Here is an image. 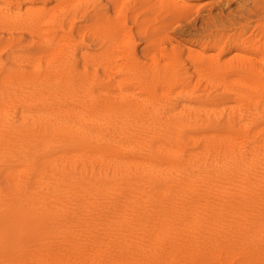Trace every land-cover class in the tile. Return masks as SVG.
<instances>
[{"label": "bare ground", "instance_id": "6f19581e", "mask_svg": "<svg viewBox=\"0 0 264 264\" xmlns=\"http://www.w3.org/2000/svg\"><path fill=\"white\" fill-rule=\"evenodd\" d=\"M129 1L127 3H129ZM48 2H50V1L48 0ZM104 2H103V4H104ZM260 2H262V1L261 0H254V7H253L254 9L250 8V11L252 12L251 9H253L256 13L258 11L264 12V4L259 5ZM83 3H85V2H83ZM96 3H97V0H96ZM193 3L188 1V0H138V5H140L142 7L146 6V7L150 8L152 6V7L159 8L160 10L161 9L166 10L163 13L162 19H164L166 21L169 20V21H167L168 23L165 21L166 24L162 23L163 24L162 26L160 25L162 28H165V29L167 26L172 25L174 21H176V20L180 21V20L186 18L187 16H189L190 14H192L194 12L192 7L195 4V3L194 4ZM22 4L23 3H21V5ZM108 4H111V3H108ZM92 5H93V3H92ZM100 5H101V3H100ZM22 6H24V4ZM47 6L48 5H46V7ZM105 6H108V5L105 4ZM110 6H112V5H110ZM15 7H18V6H15ZM84 7H85V5H84ZM196 8H195V10H196ZM105 9H106V7H105ZM123 9H124L123 11H125V8H123ZM100 10H101V8H100ZM120 10L122 12V9H120ZM140 10H142V9H140ZM148 10H146V11H148ZM79 11H77V12H79ZM82 11H83V9H82ZM68 12H69V10H68ZM88 12H89V10H88ZM92 12H94V11L92 10ZM115 12H116V10H115ZM241 12H242V10H240V14H241ZM107 13H109V12H107ZM56 14H58V13L56 12ZM69 14L72 15V12ZM252 14H253V12H252ZM17 15H19V14H17ZM135 15H137V14H135ZM109 16H110V14H109ZM113 16H115V15H113ZM62 17H64V15ZM122 17L123 18L121 21V25H122L121 29L124 28V30H125V25L127 24L130 17L127 14L122 15ZM256 17L258 18V16H256ZM89 18H87V19H89ZM132 18H133V16H132ZM189 18H190V16H189ZM156 19H158V17ZM187 19H188V17H187ZM243 19L244 18H242V20ZM59 20L60 19H58L56 21H59ZM132 20H134V19H132ZM68 21H69V19H68ZM73 21H74V18H73ZM107 21H109V20H107ZM139 21L141 22V20H139ZM222 21H223V19H222ZM153 22H154V20H153ZM228 23H230V22H228ZM84 24H86V23H84ZM147 24L148 23H146V25ZM68 25H70V24H68ZM71 25H72V23H71ZM146 25H145V27H146ZM238 25L239 24H237V26ZM94 26L96 27V24ZM98 26H99V24H98ZM108 26H110V25H108ZM150 26H152V24ZM57 27L59 29L60 26H57ZM128 27H130V25ZM217 27H219V26H217ZM34 28H35V26H34ZM79 28H82V27H79ZM104 28H102V29H104ZM107 28H109V27L106 26V29ZM254 28H256V27L254 26L252 30H254ZM60 29H62V28H60ZM72 29L74 30L75 28H72ZM82 29H86V28H82ZM98 29H100V28H98ZM144 29L145 28H143V30ZM137 30H139V29H137ZM154 30L155 29H153V31H150V32L152 33V32H154ZM164 30H163V32H164ZM168 30H170V29H168ZM229 30H231V29H229ZM62 31H61V34H62ZM69 31L71 32V29H69L67 32H69ZM140 31H141V29H140ZM160 32H162V31H160ZM239 32H238V34H239ZM4 33H6V32H4ZM33 33H34V31H33ZM73 33H75V32H73ZM141 33L142 32H140L139 34H141ZM208 33H210V32L208 31ZM215 33H216V31H215ZM255 33H256V31H255ZM260 33H261V30H260ZM260 33L258 32L257 34L260 35ZM6 34H8V33H6ZM102 34H104V33H102ZM113 34H114V32H113ZM163 34H161V35H163ZM227 34H229V33H227ZM65 35H66V33H65ZM86 35H88V33ZM134 35H135V32H134ZM144 35H146V34H144ZM156 35L158 36V32H157V34H155V37H156ZM221 35H222V33H221ZM259 35L257 38H259ZM261 35H262V33H261ZM93 36L95 37V35H93ZM153 36H154V34H153ZM145 37H143V39ZM169 38H170V40H173L172 37H169ZM174 38H176V37H174ZM248 38L249 37L242 39L237 44L241 45V44H245V43L249 42ZM54 39L55 38L53 36L49 37V40H50L49 42H51V43L54 42V46H55V41H53ZM80 39H82V38L80 37ZM162 39H164V38H162ZM134 40H135V37H134ZM215 40H217V39H215ZM215 40H213V41H215ZM96 41H98V40H96ZM112 41H114L113 42L114 44L110 50L108 49L110 51L109 52L110 56H109V58L106 59L107 62H105L106 60H104L105 64H108L110 69H112V71H113L112 73H109V74H106L105 76H103L104 79H106L107 81L110 80L109 83L111 82V80L114 81L113 80L114 78L116 79L115 74H113V73L122 71L125 68V66L129 65L130 62H132L133 60H135V61L137 60L136 58L134 59V57H137V56H135V48L133 47L134 44L131 43L132 39H131V42H129V39L126 42L124 41V39H121V41L124 42V44H122V45H119L118 41H115V40H112ZM161 42H160V46H161ZM167 42L168 41L166 40V43ZM45 43H47V42H45ZM163 43H165V42L163 41ZM47 44H49V43H47ZM86 44H84V47ZM131 44H133L132 47L128 48L129 46H131ZM179 44L181 45L182 42ZM207 44H208V41H207ZM157 45H159V44H157ZM180 45H178V46H180ZM210 45H211V43H210ZM218 45H219V43H218ZM185 46H186V44H185ZM46 47H48V46L46 45ZM76 48H77V46H76ZM155 48L156 47H154L153 51L155 50ZM164 48H166V47H164ZM171 48H174V50H175L174 46ZM188 48L186 46V50ZM70 49H72V48H70ZM77 49H79V48H77ZM82 49H83V47H82ZM94 49H95V47H94ZM101 49H102V47H101ZM168 49H167V51H168ZM258 49H259V45L257 43H254L253 51L258 52ZM44 50H46V48ZM79 50H81V49H79ZM39 51L41 52V50H39ZM63 51H66V50H63ZM81 51H83V50H81ZM88 51L90 52V49H88ZM91 51H93V49ZM195 51H197V50H195ZM233 51H235V50H233ZM141 52H142V50H141ZM162 52H163V50H162ZM184 52H185V50H184ZM228 52H227V54H228ZM23 53H26V52H23ZM75 53H76V51H75ZM145 53L146 52H144V55H145ZM194 53H196V52H194ZM71 54H73V53H70V56H71ZM81 54H84V53L82 52ZM94 54H95V52H94ZM163 54H164V52H163ZM237 54H241V53L237 52ZM18 55H20V54H18ZM93 55H91V56H93ZM122 55H125V58H126V60L124 62H121L120 58H119V56H122ZM139 55H140V53H139ZM177 55H178V53H177ZM177 55H173L171 57V59L168 58V59H170V61H168L165 64V66L162 70L165 71V73L166 72L171 73V77H170V79H168V83H167L168 86H170V91H168V92L173 93L174 91H178L176 96H178V94L182 96V94H183L182 92H184V90H185L186 76L185 77L182 76L184 65L181 64V61L180 62L178 61ZM180 55H178V57ZM62 56L64 58V55H62ZM96 56L97 55H95V57ZM186 56H188V55L186 54ZM193 56H191V57L193 58ZM79 57H81V56H79ZM247 57H250V56H248V54H247ZM60 58H62V57L60 56ZM73 58H76V57H73ZM94 58H93V60L95 61V63L99 62V61L95 60L97 58H95V59ZM146 58H148V57H146ZM153 58L155 59V57H153ZM158 58L159 57H157V59ZM232 58H234L233 63L231 62V63H226V64L222 65L220 62L221 61L220 60V53H218V52H217V54H213V53L207 54V53H202V52L198 53V57H197L198 60H196L194 62H198V61L201 62L202 61V63H203V61L205 60V61H207V63H204L201 67L197 64L199 67H195V71L199 75H206L207 74L209 76H212L215 78V80L217 77H220L221 80L223 82H226L227 84H228L227 81L230 77H234V79H232L234 81L247 82V83H245L247 89L244 87L245 85L242 84L243 87L245 88V90L241 91L242 92L241 95H243V97H244V95L247 94V96L245 95L247 102L249 100L251 102H253L255 104L254 106H256L257 109L259 107L263 106V112H264V83H263L264 81H262V78H264V56L261 59H255V58H252V55H251L250 58H247V59L243 58L241 60H238L237 62H235V57H232ZM7 59L8 58H6V61H7ZM77 59H82V58H77ZM149 59H150V57H149ZM227 59H226V61H227ZM102 60H103V58H102ZM102 60H100L101 61L100 63L103 62ZM16 61L18 62V60H16ZM41 62H44V61H41ZM48 62H50L49 59H48ZM83 62H85V60ZM138 62H139V60H138ZM139 63L141 64V61ZM153 63H155V62H153ZM161 63H162V61H161ZM222 63H225V62H222ZM0 64H2V63H0ZM59 64H61V63H59ZM131 65L132 64H130V66ZM141 65H139V67ZM143 65H145V64L143 63ZM7 66H9V65H7ZM28 66H29V64H28ZM86 66H88V68H89L90 65H86ZM151 66L152 65H150L149 68ZM189 66H192V65H189ZM54 67H56V66H54ZM156 67H157V65H156ZM94 68H96V67H94ZM128 68H129V66H128ZM128 68H127V70H129ZM82 69H83V63H82ZM102 69H103V67H102ZM102 69H101V71H104V69L103 70ZM73 70H75V69H73ZM144 70H146V68ZM184 70L187 71L188 69H184ZM67 71L68 70H66L65 72H67ZM147 71H148V69H147ZM147 71H145V72H147ZM45 72H46V70H45ZM45 72L43 71L44 74H45ZM47 72H48V70H47ZM69 72L70 71H68V73ZM73 72L74 71H72V73ZM80 72H79V75H80ZM106 73H108V72H106ZM170 73H169V75H170ZM245 73L256 75L258 77H255V79H247L245 81L241 80L242 79L241 77H243V75ZM47 74L48 73H46V76H47ZM92 74H94V73H92ZM187 74H185V75H187ZM191 74H192V72H191ZM53 75H55V74H53ZM73 75H75V74L73 73ZM125 75H127V74H125ZM162 75H164V74H162ZM162 75H161L160 79H162ZM48 76H50V75L48 74ZM92 76H94V75H92ZM150 76H151V74H150ZM245 76H246V74H245ZM74 77H76V76H74ZM79 77H76V78H79ZM97 77H99V76H96V78ZM139 77H141L140 74H139ZM14 78H13V80H14ZM43 78H45V77L43 76ZM43 78L40 77L39 80H42ZM52 78H53V76H52ZM52 78L50 80H53ZM56 78H57V76H56ZM66 78H67V75H66ZM86 78H87V76L85 77V79ZM100 78H102V77L100 76ZM151 78L152 77H150V80H151ZM166 78H169V76H166ZM243 78H245V77H243ZM31 79H33V78H31ZM62 79H60V80H62ZM68 79L71 80V78H68ZM73 79H75V78H73ZM87 79L91 81V79H89V78H87ZM118 79H120V78H118ZM152 79H154V77ZM39 80H37V81L41 82ZM77 80L79 82L80 79H77ZM106 80L104 81L102 78L101 81L106 82ZM156 80H157V78H156ZM196 80H198V78ZM28 81H29V79H28ZM55 81H57V79ZM58 81H59V78H58ZM97 81H98V79H97ZM161 81L163 82V86H165L166 84L164 85V80H161ZM8 82H9L8 76H4L2 79L0 77V86L5 85ZM82 82H83L82 84L85 83L84 81H82ZM86 82H88V81H86ZM144 82H145L144 83L145 86H148V87L144 86L145 87L144 91H146V92L148 91V93L151 95V97H150V95H146V92L141 90L142 88H140L141 91H138V86L135 84L132 86L131 84H129L128 81H126V83H127L126 86L123 85L122 80H118L116 82H113V84H112L113 88L111 87L112 89L109 88V90H106V91L105 90H101V91L93 90L94 87H96L100 84V83H98V84L93 83L87 87L86 92L83 91L85 93H82V92L80 93V94H82V99L80 100V103H77L81 106V108L79 110H76L77 105H74L76 102H78L77 100L79 99L78 95H76L74 97H70L68 99L58 101V102L64 103V105L67 107L65 109L61 108L62 110L60 113L55 114L56 113L55 110L54 111H49V110L46 111L45 110L46 112L43 111L38 116H33L31 114L30 110H27L26 108L23 109L24 107L21 108V106H24L26 104H30V102H28V100H26V99L23 100L22 98H21L22 99L21 100L18 97V95H16V94L11 93V92L10 93H7V92L4 93V91H3L5 96H7V97H5L4 94L0 91L1 94H3V96H4V98H1L2 96L0 95L1 96L0 97V124H1L0 125V166L1 165H5V166L7 165L8 168L5 167L6 170H11V168L14 170L13 174L11 173L9 178L7 176L2 178L3 181L8 179L10 184H12V188H13L12 192H7V190L4 189L6 187L2 188L4 190H3V193L1 196L2 205H0V208H1L0 209V224H1V227L4 228L9 233V235H7L8 237H7V241H6L8 244V255L6 256V261H4L5 264H224V263L232 264L235 262L237 257H238V259L242 258V257H243V259L246 258L245 260H248L249 258L252 257V256L249 257L251 252L249 253V251L246 249V247L248 246L249 236L244 235L242 233L231 235L230 233H227V232H230L232 230L231 232L233 234V232H234L233 230H235V229L241 230V229H246V228H248V229L254 228L255 229L256 227H259V226L264 227V136L261 137V135H260L261 132H256L254 134H251L250 131L248 130L249 128L247 127L248 123L249 122L251 123V120L254 119L253 116H255V115L252 116L253 119L248 118V120L247 119L245 120V118H243V116H242L243 114L240 115L239 113H238V116H236L237 115V113H236V115H234V116L232 115V116L228 117L229 122L233 121V122L238 123L240 125V129H241L240 131L218 132L220 129L218 131H214L211 128L213 130V132L210 130L211 133L209 132L208 134H206L203 131L202 135L194 136L192 134H195V132L192 129H194L197 125H199V128H200V126L201 127L206 126L209 123H203L202 122L199 124L198 119L195 118V116H192L193 114L192 115L188 114L187 116H185L184 110H188V108H190L191 101H188V99H186V100L185 99H181V100L177 99L174 102H170L171 103L170 104L168 100H169L171 95L169 96L168 93H167L168 95H164L165 93L163 94V97L165 99H163V98L157 99V98H155V94H154V96L152 94H153V91L158 88V85L152 83L153 81H151V83H150L149 80L144 81ZM154 82H155V80H154ZM162 82H161V84H162ZM203 82H205V81H203ZM27 83H24V84H27ZM79 83H81V82H79ZM31 84H32V82H31ZM10 85H12V84H9V86ZM16 85H18V84L16 83ZM47 85H48V83H47ZM86 85H88V83H86ZM140 85H142V84H140ZM208 85H211V84H208ZM242 85H240V86H242ZM32 86H31V88L33 89ZM45 86H46V84H45ZM79 86L81 89L82 88L81 85H79ZM84 86H85V84H84ZM222 86H223V84H222ZM36 87H37V85H36ZM61 87H63V86H61ZM99 87H100V85L98 86V88ZM192 87H193V85H192ZM217 87H219V86H217ZM228 87H226V88H228ZM209 88H210V86H209ZM216 88H215V91H216ZM222 88H221V90H217V91H222ZM226 88L225 89L223 88V89L226 91L227 90ZM251 88L253 89V92L249 91V90H252ZM51 89H53V88H51ZM57 89H59V88H57ZM80 89L77 88V90H80ZM150 89L153 91H151ZM23 90L21 91L22 93H23ZM35 90H37V89H35ZM42 90H43V88H42ZM42 90H40V91L42 92ZM92 90L94 92L97 91L98 93H102L101 95H103V97H101V98L95 97L94 95H92ZM234 90H236V89H234ZM202 91H203V89H202ZM38 92L39 91H37V94H38ZM157 92H159V90ZM190 92H191V90H190ZM207 92H209V90ZM56 93H57V91H56ZM161 93H158L156 95H158V97H159V95ZM213 93H211V94H213ZM217 93H220V92H217ZM37 94H36V96H38ZM72 94L73 93H71V95ZM186 94H187V92H186ZM205 94H207V93L205 92ZM64 95H63V97H64ZM193 96L197 97V95H193ZM26 97H27V95H26ZM51 97H53V96H51ZM51 97H49V98H51ZM153 97H154V99H153ZM194 97H192V98H194ZM233 97H235V95ZM247 97H248V99H247ZM23 98H24V96H23ZM57 98L59 99V97H57ZM183 98H185V97H183ZM187 98H188V96H187ZM202 98H204V97H202ZM230 98H232V96ZM235 98H237V96ZM249 98H251V99H249ZM161 99H163V100H161ZM198 99H200V98H198ZM243 100H244V98H243ZM246 100H244V101H246ZM166 101H168V102H166ZM198 101H200V100H198ZM206 101H207V99H206ZM208 101H210V100H208ZM211 101H212V98H211ZM217 101H220V100H217ZM224 101H226V100L224 99ZM232 101H233V99H231L230 103ZM244 101H242V102H244ZM175 102L177 104L181 105L180 110H178L179 108L177 107L178 108L177 112L175 109H174L175 111L173 110V106H172V104L176 105ZM201 102H202V99H201ZM36 104H38V103H36ZM226 104H228V103H226ZM246 104L249 107L250 104H248V103H246ZM244 105H245V103H244ZM46 106H47V104H46ZM65 106H63V107H65ZM201 106H203V105H201ZM210 106L211 105H209V107ZM212 106H216V105L213 104ZM147 107H149L150 109L148 110V112L145 113L144 111ZM203 107L205 108V106H203ZM204 108L201 107L200 110L202 111V109H204ZM229 108H231V107H229ZM232 108H234V107H232ZM243 108L245 110H249L248 108L246 109V106ZM254 108L255 107H253V111L255 110ZM34 109H36V108H34ZM193 109L195 110V108H193ZM196 109H197V107H196ZM207 109L203 111L205 115L207 114V112L205 113V111H208ZM209 109L211 110L213 108H209ZM217 109H215V110L213 109L215 112L214 111H212V112L215 114ZM223 109L221 110V112L223 111ZM190 110H188V111H190ZM137 112L141 114V116L138 119L134 118V115ZM217 112H219V111H217ZM249 112H250V110H249ZM254 112H255L254 114H256V111H254ZM64 113H66V114L67 113H76L77 115H79V119L74 120L69 115L65 116L66 114L64 115ZM148 113H149V115L151 114V116H149ZM258 113H260V112H258ZM140 114H137V115H140ZM244 114H246V113H244ZM137 115H135V116H137ZM215 115H217V114H215ZM197 116H199V115H197ZM206 117H210V115L205 116V118ZM211 117H212V115H211ZM249 117H251V116H249ZM77 118H78V116H77ZM217 118H216V120H217ZM225 118H227V117L225 116L224 119ZM135 119H137V121H134ZM202 121H204V120H202ZM207 121H210V120H207ZM207 121H205V122H207ZM254 121H255V119H254ZM199 122H201V120H199ZM215 125H216V123H215ZM197 127L195 129H197ZM257 128H259V127H257ZM261 128H259V129H261ZM152 129H157V131L159 130V132H160V133L157 132L158 137L154 140L151 138L152 137L151 133L153 132ZM256 129H255V131H256ZM250 130H251V128H250ZM190 131L191 132L193 131L192 134L190 133ZM198 131L200 132V130H198ZM206 132H208V131H206ZM263 135H264V133H263ZM51 151H53V152H51ZM46 155H48L47 159L44 160L46 163V168H44L45 171L44 172L42 171V173H43L42 174L40 172V169L38 168V163L41 159L45 158ZM41 165H42V163H41ZM2 169H3V167H2ZM5 172L6 171H4L3 174ZM8 173H10V172L8 171ZM50 179L52 181H50ZM6 184L9 185L8 183H6ZM189 220H191V227L192 228L197 227V226H202V228L204 227V228H207L210 230H214L212 232L213 233L215 232L214 233L215 235H213V234L212 235H202V236L198 235L196 237L195 236H185L183 238L170 237L167 239H163L164 237H160L162 239H158V241H156V242H158V245H155V247L150 248L148 253H146V254L143 252L144 254H142V255L139 253H134V252L127 253L125 251H122L119 247H117L120 245H116V248H119L116 251L112 249V246H113L112 243L115 240H117L114 237L115 231L117 233L119 231H121L122 229H134V231H135V229H137V228L141 229V231H148L149 229H161L163 231H168V227L170 224H177L178 226H176V227H180V225H182L185 221H189ZM261 231L262 230H260V232ZM196 232H198V231H196ZM212 232H210V233H212ZM251 233H253V232H251ZM133 235H135V234H133ZM137 236H138V234H137ZM118 238H120V237H118ZM131 238H130V243L132 241ZM127 240H128L127 242L129 243V239H127ZM257 241H259V240H257ZM121 242H123V238H122V241H119L117 243H121ZM134 242H135V240H134ZM126 243H124V244H126ZM131 245L132 244H130V246ZM160 245H162L163 247H160ZM237 246H239V247L236 249ZM234 247L237 250V252L234 251ZM161 249H163V250H161ZM253 249L255 250L256 248H253ZM136 252H138V251H136ZM257 253L260 254L259 252H257ZM240 260H242V259H240ZM247 262H249V261H247ZM247 262H244V264H247ZM250 262L254 263L255 261L254 262L250 261ZM236 263H237V260H236ZM240 264H242V263H240ZM259 264H262V263H259Z\"/></svg>", "mask_w": 264, "mask_h": 264}, {"label": "rangeland", "instance_id": "374dc122", "mask_svg": "<svg viewBox=\"0 0 264 264\" xmlns=\"http://www.w3.org/2000/svg\"><path fill=\"white\" fill-rule=\"evenodd\" d=\"M0 77L1 79L4 77V76H8L9 78V82L5 85H1L0 86V91L3 93L7 92V93H14L16 95H18V97L21 99H26L28 100V102H30V104H26L24 106H21V108L23 109H27V110H30L31 114L33 116H38L41 114V112H46V111H54L55 110V114L57 113H60L62 109H65L67 108L64 103L62 102H58V101H62L64 99H68L70 97H74L76 95H78V102H76L74 105H77V108L76 110H79L81 108V106L77 103H80V100L82 99V94H80L81 92L82 93H85L86 92V89L88 86H90L91 84L93 83H100V87L98 88V86L94 87L93 90H97V91H101V90H109L112 89V84L113 82H116L118 80H122V83L124 86H126V81L129 82V84H131L132 86L135 84L138 86V91H144L145 87H148V86H145V82L144 81H147L149 80L150 83L151 81H153L152 83L154 84H157L158 85V88L156 90H151L153 91V96L155 94V98H163V94L164 95H168L170 96L169 98V103L170 102H174L175 100L177 99H188V101H191V104H190V108H188V110H184L185 112V116H187L188 114H193L192 116H195V118L198 119V123H209L208 125L206 126H200L199 128V125H197V129H192L194 130L195 134H192V132L190 131V133L194 136H198V135H202L203 134V131L204 133L208 134L209 132L211 133V131L213 132L214 131H219L218 132H228V131H240V125L238 123H235L233 121H230L229 122V118L230 116H238V113L240 115L243 116V118H245V120L248 118H252L254 117L253 120H251V123L249 122L248 123V130L250 131L251 134H254L256 132H261V137L264 136L263 133H264V112H263V106L259 107L258 110L256 106H254L255 104L253 102H251L250 100L247 102L246 100V97L245 95L247 96V94L244 95H241V91L245 90L246 88V85L245 83L247 82H238V81H234L232 79H234V77H230L228 79V84L226 82H223L221 80L220 77H217L216 80L214 77L212 76H209V75H199L197 74V72L195 71V67H201L204 63H207V61H198V62H194L197 59L198 57V53H207V54H217L220 53V62L221 64H226V63H233L234 62V58L232 57H235V62H237L238 60H241V59H247V58H250L251 55H252V58H255V59H261L263 56H264V12L263 11H258L257 13L253 10L254 8V0H188L190 2H194L193 4V10L194 12L192 14H190V18L189 16L188 19L187 17L180 20V21H172L173 24L170 25V26H167L166 29L165 28H162L161 26L163 25L162 23L166 24L164 19H162V16H163V13L164 11L166 10H160L159 8H156V7H146V6H140L138 5V0H97V3H96V0H49L50 2H48V0H0ZM3 1V2H2ZM33 1V2H32ZM46 1V2H45ZM82 1V2H81ZM105 1V2H104ZM129 1V3H127ZM262 2L259 3V5L261 4H264V0H261ZM67 2V3H66ZM79 2V3H78ZM81 2V3H80ZM85 2V3H83ZM93 5H92V3ZM104 2V4H103ZM115 2V3H114ZM133 2V3H132ZM135 2V3H134ZM8 3V4H7ZM21 3L24 4V6L21 5ZM27 3V4H26ZM38 3V4H37ZM70 3V4H69ZM101 3V5H100ZM108 3H111V4H108ZM197 3V4H196ZM3 4V5H2ZM10 4V5H9ZM58 4V5H57ZM61 4V5H60ZM69 4V5H68ZM108 5V6H105ZM2 5V6H1ZM46 5H48L46 7ZM60 5V6H59ZM81 5V6H80ZM85 5V7H84ZM87 5V6H86ZM91 7H90V6ZM97 5V6H96ZM112 5V6H110ZM120 5V6H119ZM198 5V6H197ZM5 6V7H4ZM15 6H18V7H15ZM44 6V7H43ZM59 6V7H58ZM66 6V7H65ZM110 6V7H109ZM128 6V7H127ZM195 6V7H194ZM27 7V8H26ZM55 7V8H54ZM64 7V8H63ZM75 7V8H74ZM82 7V8H81ZM88 7V8H87ZM93 7V8H92ZM95 7V8H94ZM106 7V9H105ZM116 7V8H115ZM122 7V8H121ZM198 9H197V8ZM7 8V9H6ZM12 8V9H11ZM18 8V9H17ZM54 8V9H53ZM68 8V9H67ZM101 8V10H100ZM110 8V9H109ZM125 8V11H123ZM196 8V10H195ZM250 8H253L251 9L252 12L250 11ZM21 11H20V10ZM57 9V10H56ZM61 9V10H60ZM83 9V11H82ZM105 9V10H104ZM112 9V10H111ZM116 12H115V10ZM122 9V12L121 10ZM127 9V10H126ZM142 9V10H140ZM149 9V10H148ZM244 9V10H243ZM23 10V11H22ZM32 10V11H31ZM69 10V12H68ZM80 10V11H79ZM87 10V11H86ZM89 10V12H88ZM92 10L94 12H92ZM148 10V11H146ZM199 10V11H198ZM240 10H242L241 14H240ZM54 11V12H53ZM74 11V12H73ZM79 11V12H77ZM85 11V12H84ZM91 11V12H90ZM112 11V12H111ZM136 11V12H135ZM248 11V12H247ZM56 12L58 14H56ZM60 12V13H59ZM72 12V15L69 14ZM77 12V13H76ZM96 12V13H95ZM106 14H105V13ZM109 12V13H107ZM118 12V13H117ZM120 12V13H119ZM127 14L130 18L127 22V24L125 25V30L124 28L121 29V21H122V15H125ZM161 12V13H160ZM232 12V13H231ZM49 13V14H48ZM90 13V14H89ZM112 13V14H111ZM123 13V14H122ZM195 13V14H194ZM199 13V14H198ZM256 13V14H255ZM19 14V15H17ZM77 14V15H76ZM81 14V15H80ZM85 14V15H84ZM108 14V15H107ZM110 14V16H109ZM122 14V15H121ZM137 14V15H135ZM232 14V15H231ZM252 14V15H251ZM255 14V15H254ZM58 15V16H57ZM64 15V17H62ZM71 15V16H70ZM75 15V16H74ZM115 15V16H113ZM150 15V16H149ZM224 15V16H223ZM14 16V17H13ZM73 16V17H72ZM107 16V17H106ZM133 16V18H132ZM194 18H193V17ZM196 16V17H195ZM198 16V17H197ZM221 16V17H220ZM250 16V17H249ZM252 16V17H251ZM255 16V17H254ZM258 16V18L256 17ZM9 17V18H8ZM19 17V18H18ZM47 17V18H46ZM60 17V18H59ZM67 17V18H66ZM83 17V18H82ZM90 17V18H89ZM105 17V18H104ZM109 17V18H108ZM112 17V18H111ZM140 17V18H139ZM146 17V18H145ZM158 17V19H156ZM208 17V18H207ZM225 17V18H224ZM233 17V18H232ZM235 17V18H234ZM244 18L242 20V18ZM31 18V19H30ZM73 18H74V21H73ZM89 18V19H87ZM104 18V19H103ZM213 18V19H212ZM239 20H238V19ZM246 18V19H245ZM60 19L59 21H56ZM69 19V21H68ZM76 19V20H75ZM79 19V20H78ZM82 19V20H81ZM111 19V20H110ZM116 19V20H115ZM120 19V20H119ZM134 19V20H132ZM151 19V20H150ZM156 19V20H155ZM210 19V20H209ZM223 19V21H222ZM16 20V21H15ZM24 20V21H23ZM46 20V21H45ZM63 20V21H62ZM71 20V21H70ZM78 20V21H77ZM109 20V21H107ZM141 20V22L139 21ZM154 20V22H153ZM227 22H226V21ZM236 20V21H235ZM20 21V22H19ZM24 23H23V22ZM31 21V22H30ZM37 21V22H36ZM68 21V22H67ZM73 21V22H72ZM138 21V22H137ZM151 21V22H150ZM169 21V20H167ZM166 21V22H167ZM2 22V23H1ZM43 22V23H42ZM108 22V23H107ZM112 22V23H111ZM119 22V23H118ZM220 22V23H219ZM230 22V23H228ZM239 22V23H238ZM261 22V23H260ZM48 23V24H47ZM72 23V25H71ZM86 23V24H84ZM146 23H148L146 25ZM161 23V24H160ZM168 23V22H167ZM215 23V24H214ZM51 26H50V25ZM70 24V25H68ZM88 24V25H87ZM96 24V27L94 26ZM99 24V26H98ZM101 24V25H100ZM105 24V25H104ZM107 24V25H106ZM133 24V25H132ZM152 24V26H150ZM157 24V25H156ZM176 24V25H175ZM219 24V25H218ZM235 26H234V25ZM237 24H239L237 26ZM24 25V26H23ZM76 25V26H75ZM90 25V26H89ZM110 25V26H108ZM130 25V27H128ZM146 25V27H145ZM155 25V26H154ZM161 25V26H160ZM225 25V26H224ZM227 25V26H226ZM230 25V26H229ZM261 25V26H260ZM35 26V28H34ZM47 26V27H46ZM57 26H60L59 29ZM62 26V27H61ZM68 28H67V27ZM73 26V27H72ZM75 26V27H74ZM98 26V27H97ZM102 26V27H101ZM106 26L109 27L106 29ZM144 26V27H143ZM172 26V27H171ZM213 26V27H212ZM219 26V27H217ZM222 26V27H221ZM245 26V27H244ZM256 27L253 29V27ZM39 27V28H38ZM57 27V28H56ZM79 27H82V28H86V29H82V28H79ZM105 27V28H104ZM128 29H127V28ZM145 28L143 30V28ZM216 27V28H215ZM221 27V28H220ZM248 27V28H247ZM49 28V29H48ZM51 28V29H50ZM62 28V29H60ZM72 28H75L74 30ZM92 28V29H91ZM100 28V29H98ZM104 28V29H102ZM158 28V29H157ZM160 28V29H159ZM262 28V29H261ZM69 29H71V32H67ZM133 29V30H132ZM136 29V30H135ZM139 29V30H137ZM141 29V31H140ZM150 29V30H149ZM154 32H150V31H153ZM165 29V30H164ZM170 29V30H168ZM217 29V30H216ZM231 29V30H229ZM237 29V30H236ZM251 29V30H250ZM258 29V30H257ZM44 30V31H43ZM63 30V31H62ZM66 32H65V31ZM91 30V31H90ZM106 30V31H105ZM108 30V31H107ZM110 30V31H109ZM127 30V31H126ZM164 30V32H163ZM167 30V31H166ZM222 30V31H221ZM225 30V31H224ZM235 30V31H234ZM260 30H261V33H260ZM20 31V32H19ZM31 31V32H30ZM34 31V33H33ZM61 31H62V34H61ZM80 31V32H79ZM117 31V32H116ZM130 31V32H129ZM133 31V32H132ZM162 31V32H160ZM206 31V32H205ZM208 31L210 33H208ZM216 31V33H215ZM240 31V32H239ZM242 31V32H241ZM252 31V32H251ZM256 31V33H255ZM8 34H6V33ZM23 32V33H22ZM28 32V33H27ZM52 34H51V33ZM75 32V33H73ZM107 32V33H106ZM114 32V34H113ZM122 32V33H121ZM134 32H135V36L134 35ZM140 32H142L141 34H139ZM144 32V33H143ZM149 34H148V33ZM158 32V36L156 35L155 37V34H157ZM166 32V33H165ZM171 32V33H170ZM214 32V33H213ZM233 32V33H232ZM239 32V34H238ZM250 32V33H249ZM260 33L257 34V33ZM21 33V34H20ZM66 33V35H65ZM69 33V34H68ZM81 35H80V34ZM83 33V34H82ZM88 33V35H86ZM104 33V34H102ZM138 33V34H137ZM163 35H161V34ZM222 33V35H221ZM225 33V34H224ZM229 33V34H227ZM28 34V35H27ZM54 34V35H53ZM59 34V35H58ZM73 36H72V35ZM122 34V35H121ZM126 34V35H125ZM146 34V35H144ZM154 34V36H153ZM166 34V35H165ZM238 34V35H237ZM56 35V36H55ZM58 35V36H57ZM90 35V36H89ZM95 35V37L93 36ZM105 35V36H104ZM117 35V36H116ZM129 35V36H128ZM133 35V36H132ZM144 35V36H143ZM151 35V36H150ZM162 37H161V36ZM170 35V36H169ZM174 35V36H173ZM214 35V36H213ZM219 35V36H218ZM226 35V36H225ZM233 35V36H232ZM236 35V36H235ZM241 35V36H240ZM259 35V38H257ZM53 36L55 39L53 41H55V46H54V42L51 43L49 42V37ZM72 36V37H71ZM99 36V37H98ZM123 36V37H122ZM146 36V37H145ZM160 36V37H159ZM224 36V37H223ZM252 36V37H251ZM39 37V38H38ZM68 37V38H67ZM71 37V38H70ZM80 37L82 39H80ZM103 37V38H102ZM118 37V38H117ZM134 37H135V40H134ZM143 37H145L143 39ZM150 37V38H149ZM154 37V38H153ZM169 37H172L173 40H170ZM176 37V38H174ZM210 37V38H209ZM212 37V38H211ZM214 37V38H213ZM219 37V38H218ZM224 39H223V38ZM249 37V42L245 43V44H241V45H238L237 43L240 42L242 39L244 38H247ZM34 38V39H33ZM57 38V39H56ZM112 38V39H111ZM129 39V42H131V39H132V42L134 44V48H135V56L137 57H134V59L136 58L137 62L135 60H133L132 62L129 63V65L125 66V68L120 71V72H115L113 74H115V77L116 79L114 78L111 82L109 83L110 80H106L104 79L103 76H105L106 74H109V73H112V69H110V67L108 66V64H105V62H107V58H109L110 56V49L112 48L113 46V42L112 40H115V41H118V44L119 45H122L124 44V42L121 41V39H124V41L126 42L128 39ZM164 38V39H162ZM206 40H205V39ZM253 38V39H252ZM68 39V40H67ZM111 39V40H110ZM117 39V40H116ZM154 39V40H153ZM177 39V40H176ZM217 39V40H215ZM220 41H219V40ZM3 40V41H2ZM13 40V41H12ZM72 40V41H71ZM89 40V41H88ZM94 40V41H93ZM98 40V41H96ZM140 40V41H139ZM142 40V41H141ZM147 42H146V41ZM160 40V41H159ZM165 43H163V41ZM166 40L168 41L166 43ZM205 40V41H204ZM211 40V41H210ZM215 40V41H213ZM5 41V42H4ZM44 43H43V42ZM100 41V42H99ZM121 43H120V42ZM162 41V42H161ZM182 42V44L180 45L179 43ZM203 41V42H202ZM207 41H208V44H207ZM223 41V42H222ZM233 43H232V42ZM49 44H47V43ZM143 42V43H142ZM159 42V43H158ZM160 42H161V46H160ZM222 42V43H221ZM230 42V43H229ZM11 43V44H10ZM51 43V44H50ZM72 43V44H71ZM87 43V44H86ZM149 43V44H148ZM159 45H157V44ZM177 43V44H176ZM204 43V44H203ZM211 43V45H210ZM217 43V44H216ZM219 43V45H218ZM254 43H257L259 45V49H258V52H254L253 51V45ZM261 43V44H260ZM70 44V45H69ZM78 44V45H77ZM84 44L85 47H84ZM105 44V45H104ZM129 46L128 48L132 47V45ZM163 44V45H162ZM184 44V45H183ZM187 46V50H186V46ZM202 44V45H201ZM40 45V46H39ZM46 45L48 47H46ZM63 45V46H62ZM66 45V46H65ZM68 45V46H67ZM72 45V46H71ZM83 45V46H82ZM139 45V46H138ZM156 45V46H155ZM169 45V46H168ZM180 45V46H178ZM44 46V47H43ZM70 46V47H69ZM79 48L77 49L76 48ZM81 48H80V47ZM89 46V47H88ZM92 46V47H91ZM98 46V47H97ZM155 50L153 51L154 47ZM175 47V50L174 48H171V47ZM184 46V47H183ZM10 47V48H9ZM83 47V49H82ZM87 47V48H86ZM95 47V49H94ZM102 47V49H101ZM110 47V48H109ZM145 49H144V48ZM166 47V48H164ZM183 47V48H182ZM194 49H193V48ZM206 47V48H205ZM221 47V48H220ZM46 48V50L44 49ZM56 48V49H55ZM72 48V49H70ZM75 48V49H74ZM99 48V49H98ZM171 48V49H170ZM203 48V49H202ZM74 49V50H73ZM77 49V50H76ZM88 49H90V52L88 51ZM93 49V51H91ZM98 49V50H97ZM107 49V50H106ZM109 49V50H108ZM41 50V52L39 51ZM44 50V51H43ZM63 50H66V51H63ZM68 50V51H67ZM71 50V51H70ZM96 50V51H95ZM142 50V52H141ZM152 50V51H151ZM164 54H163V52ZM183 50V51H182ZM185 50V52H184ZM192 50V51H191ZM197 50V51H195ZM230 50V51H229ZM235 50V51H233ZM62 51V52H61ZM76 51V53H75ZM105 51V52H104ZM191 51V52H190ZM199 51V52H198ZM226 51V52H225ZM229 51V52H228ZM14 52V53H13ZM19 52V53H18ZM23 52H26V53H23ZM51 52V53H50ZM84 53V54H81V53ZM95 52V54H94ZM108 52V53H107ZM144 52L145 55H144ZM150 54H149V53ZM158 52V53H157ZM160 52V53H159ZM176 52V53H175ZM184 52V53H183ZM187 52V53H186ZM196 52V53H194ZM210 52V53H209ZM225 52V53H224ZM228 52V54H227ZM237 52L241 53V54H237ZM13 53V54H12ZM43 53V54H42ZM47 53V54H46ZM63 53V54H62ZM70 53H73L71 54L70 56ZM97 53V54H96ZM100 53V54H99ZM105 53V54H104ZM140 53V55H139ZM143 53V54H142ZM155 53V54H154ZM166 53V54H165ZM175 53V54H174ZM180 55L178 57V55ZM180 53V54H179ZM183 53V54H182ZM188 56H186V54ZM194 53V54H193ZM235 53V54H234ZM243 53V54H242ZM20 54V55H18ZM22 54V55H21ZM24 54V55H23ZM37 54V55H36ZM68 54V55H67ZM75 54V55H74ZM94 54V55H93ZM137 54V55H136ZM247 54L248 56L250 57H247ZM250 54V55H249ZM13 55V56H12ZM47 55V56H46ZM64 55V58L63 56ZM93 55V56H91ZM95 55H97L95 57ZM103 55V56H102ZM149 55V56H148ZM151 55V56H150ZM154 55V56H153ZM158 55V56H157ZM160 55V56H159ZM173 55H177V58H178V61L180 62L181 61V64L184 65V69H188L187 71L183 69V74L182 76L185 77L186 76V80H185V90L184 92H182V96L185 97L183 98L181 95L178 94V91H174L173 93H169L168 91H170V86H168V79H170L171 77V73L170 72H166L163 71L162 69L164 68L165 64L170 61L171 57ZM194 55V56H193ZM257 57H255V56ZM7 61H6V58ZM19 56V57H18ZM29 56V57H28ZM60 56L62 58H60ZM70 56V57H69ZM76 57V58H73V57ZM81 56V57H79ZM139 56V57H138ZM144 56V57H143ZM164 56V57H163ZM166 56V57H165ZM170 56V57H169ZM190 56V57H189ZM193 56V58L191 57ZM241 56V57H240ZM244 56V57H243ZM69 57V58H68ZM72 57V58H71ZM97 59H95V58ZM101 59H100V58ZM148 57V58H146ZM150 57V59H149ZM155 57V59L153 58ZM157 57H159L157 59ZM185 59H184V58ZM223 57V58H222ZM239 57V58H238ZM259 57V58H258ZM13 58V59H12ZM38 58V59H37ZM50 62H48V59ZM52 58V59H51ZM77 58H82V59H77ZM93 58L99 62L95 63V61L93 60ZM103 58V60H102ZM120 58V61L121 62H124L126 60L125 58V55H122V56H119ZM140 58V59H139ZM170 58V59H168ZM189 58V59H188ZM228 58V59H227ZM20 59V60H19ZM23 59V60H22ZM41 59V60H40ZM58 59V60H57ZM61 59V60H60ZM65 61H64V60ZM67 59V60H66ZM71 59V60H70ZM74 59V60H73ZM77 59V60H76ZM150 61H149V60ZM154 59V60H153ZM158 61H157V60ZM160 59V60H159ZM188 59V60H187ZM225 59V60H224ZM227 59V61H226ZM3 60V61H2ZM18 60V62L16 61ZM37 60V61H36ZM85 60V62H83ZM93 60V61H92ZM102 60L103 62L100 63ZM104 60H106L104 62ZM141 61V64L138 62ZM185 60V61H184ZM229 60V61H228ZM231 60V61H230ZM41 61H44V62H41ZM87 61V62H86ZM91 61V62H90ZM162 61V63H161ZM184 61V62H183ZM188 61V62H187ZM6 62V63H5ZM24 62V63H23ZM31 62V63H30ZM134 62V63H133ZM150 66L152 65L150 68L149 66L146 64V63ZM155 62V63H153ZM190 62V63H189ZM192 62V63H191ZM222 62H225V63H222ZM8 63V64H7ZM13 63V64H12ZM46 63V64H45ZM48 63V64H47ZM61 63V64H58ZM67 63V64H66ZM69 63V64H68ZM82 63H83V69H82ZM86 63V64H85ZM89 63V64H88ZM100 63V64H99ZM138 63V64H137ZM143 63L145 65H143ZM195 63V64H194ZM202 63V64H201ZM29 64V66H28ZM38 64V65H37ZM57 64V65H56ZM79 64V65H78ZM81 64V65H80ZM130 64H132L130 66ZM163 64V65H162ZM199 66H198V65ZM2 65V66H1ZM9 65V66H7ZM68 65V66H67ZM86 65H90L89 68L88 66ZM134 65V66H133ZM137 65V66H136ZM139 65H141L139 67ZM148 67H147V66ZM157 65V67H156ZM162 65V66H161ZM189 65H192V66H189ZM194 65V66H193ZM39 68H38V67ZM43 66V67H42ZM56 66V67H54ZM78 66V67H77ZM93 66V67H92ZM108 66V67H107ZM129 66V68H128ZM146 70H144L145 68ZM160 66V67H159ZM31 69H30V68ZM48 67V68H47ZM67 67V68H66ZM75 67V68H74ZM92 67V68H91ZM96 67V68H94ZM104 69V71H101V69ZM106 67V68H105ZM135 67V68H134ZM137 67V68H136ZM191 67V68H190ZM72 68V69H71ZM86 68V69H85ZM127 68L129 70H127ZM141 68V69H140ZM194 68V69H193ZM70 69V70H69ZM75 69V70H73ZM96 69V70H95ZM102 69V70H103ZM106 69V70H105ZM133 69V70H132ZM139 69V70H138ZM148 69V71H147ZM46 70V72H45ZM48 70V72H47ZM53 70V71H52ZM66 70L70 71L68 73L65 72ZM86 70V71H85ZM88 70V71H87ZM191 70V71H190ZM35 71V72H34ZM37 71V72H36ZM43 71L45 72V74L43 73ZM72 71H74L73 73L75 75H73ZM81 71V72H80ZM83 71V72H82ZM94 73V74H92ZM101 71V72H100ZM110 71V72H109ZM147 71V72H145ZM155 71V72H154ZM157 71V72H156ZM186 71V72H185ZM12 72V73H11ZM56 72V73H55ZM63 72V73H62ZM79 72H80V75H79ZM104 72V73H103ZM108 72V73H106ZM139 72V73H138ZM161 72V73H160ZM192 72V74H191ZM8 73V74H7ZM46 73H48L50 76H46ZM86 73V74H85ZM88 73V74H87ZM117 73V74H116ZM121 73V74H120ZM146 73V74H145ZM170 73V75H169ZM188 73V74H187ZM52 74V75H51ZM55 74V75H53ZM63 76H62V75ZM72 74V75H71ZM82 74V75H81ZM100 74V75H99ZM103 74V75H102ZM127 74V75H125ZM139 74L141 77H139ZM151 74V76H150ZM153 74V75H152ZM159 76H158V75ZM162 75V79H160L161 75ZM187 74V75H185ZM246 74V76H245ZM243 75V77H241L242 79L241 80H247V79H255V77H258L256 75H252V74H248V73H245ZM31 75V76H30ZM33 75V76H32ZM36 75V76H35ZM66 75H67V78H66ZM90 75V76H89ZM94 75V76H92ZM145 75V76H144ZM156 75V76H155ZM189 75V76H188ZM249 75V76H248ZM16 78H14V77ZM43 76L45 78H43ZM53 76V78H52ZM57 76V78H56ZM79 77V78H76V77ZM83 76V77H82ZM87 76V78L91 79L88 80L87 78L85 79V77ZM96 76H99L96 78ZM100 76L103 78L104 81H101L102 78H100ZM125 76V77H124ZM139 78H138V77ZM143 76V77H142ZM154 77V79L151 78L150 80V77ZM166 76H169V78H166ZM192 76V77H191ZM41 78H43L42 80H39ZM47 77V78H46ZM50 77V78H49ZM145 77V78H144ZM249 77V78H248ZM14 78V80H13ZM26 78V79H25ZM33 78V79H31ZM53 79V80H50V79ZM58 78H59V81H58ZM64 80H63V79ZM68 78H71L68 79ZM75 78V79H73ZM84 78V79H83ZM93 78V79H92ZM120 78V79H118ZM147 78V79H146ZM157 78V80H156ZM192 78V79H191ZM198 78V80H196ZM20 79V80H19ZM25 79V80H24ZM29 79V81H28ZM49 79V80H48ZM57 79V81H55ZM62 79V80H60ZM77 79H80L79 83ZM98 79V81H97ZM118 79V80H117ZM129 79V80H128ZM146 79V80H145ZM195 81H194V80ZM214 79V80H213ZM24 80V81H23ZM27 80V81H26ZM37 80L41 81V82H38ZM116 80V81H115ZM143 80V81H142ZM155 80V82H154ZM161 80H164V85L163 86V82ZM188 80V81H187ZM205 82H203V81ZM48 81V82H47ZM61 81V82H60ZM64 81V82H63ZM68 81V82H67ZM84 81L85 83V86L84 84H82ZM88 81V82H86ZM95 81V82H94ZM125 81V82H124ZM194 81V82H193ZM262 81H264V78H262ZM22 82V83H21ZM27 83V84H24V83ZM30 82V83H29ZM32 82V84H31ZM34 82V83H33ZM48 85H47V83ZM52 82V83H51ZM58 82V83H57ZM63 82V83H62ZM67 82V83H66ZM103 82V83H102ZM143 82V83H142ZM157 82V83H156ZM162 82V84H161ZM188 82V83H187ZM202 82V83H201ZM212 82V83H211ZM222 82V83H221ZM16 83L18 85H16ZM38 83V84H37ZM86 83H88V85H86ZM211 84V85H208V84ZM225 83V84H224ZM233 83V84H232ZM264 83V82H263ZM9 84H12L9 86ZM23 86H22V85ZM44 84V85H43ZM46 84V86H45ZM54 84V85H53ZM76 84V85H75ZM111 84V85H110ZM128 84V85H129ZM142 84V85H140ZM202 84V85H201ZM216 84V85H215ZM218 84V85H217ZM223 84V86H222ZM227 84V85H226ZM245 85L243 87V85ZM33 85V86H32ZM37 85V87H36ZM83 88L80 89V86ZM105 85V86H104ZM127 85V86H128ZM161 85V86H160ZM191 85V86H190ZM193 85V87H192ZM197 85V86H196ZM239 85V86H238ZM242 85V86H240ZM7 86V87H6ZM17 86V87H16ZM20 86V87H19ZM31 86L33 87V89L31 88ZM42 86V87H41ZM45 86V87H44ZM54 86V87H53ZM63 86V87H61ZM70 86V87H69ZM145 86V87H144ZM189 86V87H188ZM206 86V87H205ZM210 86V88H209ZM214 86V87H213ZM219 86V87H217ZM221 86V87H220ZM229 86V87H228ZM5 87V88H4ZM15 87V88H14ZM23 87V88H22ZM48 87V88H47ZM76 87V88H75ZM112 87V88H111ZM130 87V86H129ZM162 87V88H161ZM191 87V88H190ZM204 87V88H203ZM217 87V88H216ZM225 89L226 88L227 90L225 91L223 88ZM8 88V89H7ZM13 88V89H12ZM19 88V89H18ZM43 88V90H42ZM53 88V89H51ZM59 88V89H57ZM77 88H79L80 90H77ZM102 88V89H101ZM104 88V89H103ZM140 88H142L140 90ZM203 91H202V89ZM213 90H212V89ZM215 88H216V91L217 90H221L222 88V91H217V92H220V93H217L215 91ZM2 89V90H1ZM8 91H7V90ZM16 89V90H15ZM21 89V90H20ZM24 89V90H23ZM37 89V90H35ZM74 89V90H73ZM196 89V90H195ZM206 89V90H205ZM209 92H207L208 90ZM231 89V90H230ZM236 89V90H234ZM247 89V88H246ZM249 89V88H248ZM252 89V88H251ZM10 90V91H9ZM23 90V93L21 92ZM29 90V91H28ZM33 90V91H32ZM42 90V92L40 91ZM50 90V91H49ZM61 90V91H60ZM65 90V91H64ZM92 90V95H94L95 97H103V95H101L102 93H98L97 91H93ZM159 90V92H157ZM191 90V92H190ZM25 91V92H24ZM36 91V92H35ZM37 91L38 94H37ZM45 91V92H44ZM59 94H57L56 93ZM85 91V92H83ZM164 91V92H163ZM189 91V92H188ZM193 91V92H192ZM196 91V92H195ZM207 94H205V92ZM250 92H253V89L252 90H249ZM0 92V96L1 98H4L3 94H1ZM35 92V93H34ZM50 92V93H49ZM62 92V93H61ZM68 94H66V93ZM76 94H75V93ZM78 92V93H77ZM146 92V91H144ZM162 92V93H161ZM187 92V94H186ZM215 94H214V93ZM234 92V93H233ZM41 93V94H40ZM47 93V94H46ZM53 93V94H52ZM55 93V94H54ZM71 93H73L71 95ZM148 91L146 92V95H150ZM158 93H161L158 97ZM168 93V94H167ZM190 93V94H189ZM195 93V94H194ZM200 93V94H199ZM213 93V94H211ZM232 93V94H231ZM23 94V95H22ZM31 94V95H30ZM36 94L38 96H36ZM46 94V95H45ZM51 94V95H50ZM65 94V95H64ZM192 94V95H191ZM209 94V95H208ZM239 94V95H238ZM27 95V97H26ZM34 95V96H33ZM49 95V96H48ZM62 95V96H61ZM64 95V97H63ZM185 95V96H184ZM190 95V96H189ZM193 95H197V97L193 96ZM208 95V96H207ZM219 95V96H218ZM235 95V97L237 96V98L233 97ZM24 96V98H23ZM53 96V97H51ZM174 96V97H173ZM180 96V97H179ZM188 96V98H187ZM213 96V97H212ZM224 96V97H223ZM232 96V98H230ZM240 96V97H239ZM244 101L243 100V98ZM7 97V96H5ZM38 97V98H37ZM51 97V98H49ZM59 97V99L57 98ZM151 97V95H150ZM178 97V98H177ZM194 97V98H192ZM204 97V98H202ZM220 97V98H219ZM57 98V99H56ZM173 100H172V99ZM200 98V99H198ZM211 98H212V101H211ZM214 98V99H213ZM230 98V99H229ZM6 99V98H5ZM21 99V100H22ZM31 99V100H30ZM33 99V100H32ZM48 99V100H47ZM50 99V100H49ZM154 99V97H153ZM161 99V100H163ZM193 99V100H192ZM201 99H202V102H201ZM205 99V100H204ZM207 99V101H206ZM222 99V100H221ZM224 99L226 101H224ZM231 99H233V101L230 103ZM248 99V97H247ZM251 99V98H249ZM30 100V101H29ZM35 100V101H34ZM47 100V101H46ZM171 100V101H170ZM200 100V101H198ZM210 100V101H208ZM217 100H220V101H217ZM228 100V101H227ZM32 101V102H31ZM58 103H57V102ZM158 101V100H157ZM166 101V102H168ZM215 101V102H214ZM236 101V102H235ZM244 101V102H242ZM38 104H36V103ZM45 102V103H44ZM50 102V103H49ZM159 102V101H158ZM209 102V103H208ZM243 104H242V103ZM250 102V103H249ZM32 103V104H31ZM40 103V104H39ZM53 103V104H52ZM176 103V102H175ZM205 103V104H204ZM207 103V104H206ZM216 103V104H215ZM228 103V104H226ZM240 103V104H239ZM245 103V105H244ZM250 104L249 107L247 106V104ZM47 104V106H46ZM171 104V103H170ZM169 104V105H170ZM205 106V108L208 110V111H205V113L207 112V114L205 115L204 114V110H206L203 106ZM211 105L209 107V105ZM216 105V106H212V105ZM226 104V105H225ZM40 105V106H39ZM61 105V106H60ZM204 108L202 109V111L200 110L201 107ZM219 105V106H218ZM224 105V106H223ZM232 105V106H231ZM56 106V107H55ZM65 106V107H63ZM173 106V110L175 109L176 112L178 110L181 109V105L180 104H177L174 105L172 104ZM180 106V107H179ZM197 109H196V107ZM208 106V107H207ZM239 106V107H238ZM246 106V109L248 108L250 110V113L249 110H245L243 107ZM179 109H178V108ZM195 108V110L193 108ZM216 107V108H215ZM219 107V108H218ZM231 107V108H229ZM234 107V108H232ZM238 107V108H237ZM253 107H255L254 111H256V114H254L255 112L253 111ZM36 108V109H34ZM57 108V109H56ZM59 108V109H58ZM62 108V109H61ZM209 108H213L214 110H216V113L217 115H215L212 111H214L213 109H209ZM221 108V109H220ZM224 108V109H223ZM228 108V109H227ZM150 108L147 107L145 109V113L148 112ZM178 109V110H177ZM223 109V111L221 112V110ZM241 109V110H240ZM46 110V111H45ZM174 110V111H175ZM194 110V111H193ZM197 110V111H196ZM232 112H230V111ZM262 110V111H261ZM37 111V112H36ZM201 113H199V112ZM219 111V112H217ZM229 111V112H228ZM242 111V112H241ZM34 112V113H33ZM192 112V113H191ZM203 112V113H202ZM210 114H209V113ZM215 112V111H214ZM241 112V113H240ZM248 112V113H247ZM260 112V113H258ZM263 112V113H262ZM36 113V114H35ZM231 113V114H230ZM234 113V114H233ZM246 113V114H244ZM66 113H64L65 115ZM71 114V115H70ZM137 114H140V113H136L135 115ZM196 114V115H195ZM203 114V115H202ZM71 116L72 119L76 120V119H79V115H77L76 113H67L65 116ZM73 115V116H72ZM134 115V118H139L141 116L140 115H137L135 116ZM149 115V113H148ZM199 115V116H197ZM209 116L210 117H206L205 116ZM212 115V117H211ZM246 115V116H245ZM255 115V116H253ZM261 115V116H260ZM78 116V118H77ZM151 116V114L149 115ZM227 117L224 119V117ZM248 116V117H247ZM251 116V117H249ZM253 116V117H252ZM257 116V117H256ZM201 117V118H200ZM204 117V118H203ZM218 117V118H217ZM223 117V118H222ZM263 117V118H262ZM200 118V119H199ZM203 118V119H202ZM210 118V119H209ZM215 118V119H214ZM217 118V120H216ZM261 120H260V119ZM137 119H135L134 121H137ZM214 119V120H213ZM228 119V120H227ZM199 120H201V122H199ZM204 120V121H202ZM207 120H210V121H207ZM132 121V120H131ZM153 121V120H152ZM207 121V122H205ZM216 121V122H215ZM221 122V123H220ZM262 122V123H261ZM135 123V122H134ZM216 123V125H215ZM219 125H218V124ZM231 123V124H230ZM236 124V125H235ZM257 124V125H256ZM1 125V124H0ZM231 125V126H230ZM235 125V126H234ZM252 126V127H251ZM255 126V127H254ZM207 127V128H206ZM224 127V128H223ZM237 127V128H236ZM261 129H259V128ZM213 130H212V129ZM229 128V129H228ZM251 128V130H250ZM257 128V129H256ZM209 129V130H208ZM256 129V131H255ZM156 130V131H155ZM196 130V131H195ZM200 130V132L198 131ZM211 130V131H210ZM227 130V131H226ZM259 130V131H258ZM152 133H151V138L154 140L158 137V133L159 130L157 131V129H152ZM208 131V132H206ZM252 131V132H251ZM255 131V132H254ZM156 132V133H155ZM202 132V133H201ZM160 133V132H159ZM200 148V147H199ZM54 150V149H53ZM53 152V151H51ZM48 157V155L45 156V158L41 159L38 163V168L40 169V172L42 173V171L44 172L46 168V163L44 160H46ZM262 159V158H261ZM6 161V160H5ZM42 163V165H41ZM3 167V169H2ZM7 165H1L0 166V205H2V193H3V190L6 189L7 192H12L13 191V188H12V184H10V182L7 180H2L3 177H10L11 173L13 174V169L11 168V170H6ZM47 170V169H46ZM6 171L4 174L3 172ZM8 171L10 173H8ZM43 174V173H42ZM9 175V176H8ZM8 181V182H7ZM50 181H52L50 179ZM6 183H8L9 185H7ZM11 185V186H10ZM10 186V187H9ZM6 187V188H4ZM4 188V189H2ZM12 188V189H11ZM1 209V208H0ZM178 226L177 224H170L169 227H168V231H163L161 229H149L148 231H141V229L137 228L135 229H122L121 231H119L118 233L115 231L114 233V237L117 239L115 240L112 244V249L113 250H117V249H121L122 251H125L127 253H139V254H146L148 253L149 249L150 248H153L155 247V245H158V239H162L160 237H164L163 239H167V238H170V237H177V238H183L185 236H198V235H215L212 231L214 230H210V229H207V228H202V226H197V227H194L192 228L191 227V220L189 221H185L182 225H180V227H176ZM176 227V228H175ZM261 228V229H260ZM263 228V229H262ZM257 231H256V230ZM251 228V229H235L233 230V234H232V230L230 232H227V233H230L231 235H235V234H244V235H247L249 236V241H248V246L246 247V249L249 251L250 255L248 260H245L242 258H239L238 257L236 258L237 260V263H236V260L234 263L232 264H244V262H247V264H250L251 262L250 261H255L254 263H251V264H259V263H262L264 264V227H256V228ZM262 230L260 232V230ZM137 230V231H136ZM248 230V231H247ZM198 231V232H196ZM201 233H200V232ZM208 233H207V232ZM245 231V232H244ZM4 232V233H3ZM130 234H129V233ZM141 232V233H140ZM195 232V233H194ZM204 232V233H203ZM212 232V233H210ZM253 232V233H251ZM144 233V234H143ZM197 233V234H196ZM6 234V235H5ZM128 234V235H127ZM135 234V235H133ZM138 234V236H137ZM7 235H9V233L1 227V224H0V264H5L4 261H6V256L8 255V244H7ZM130 235V236H129ZM133 235V236H132ZM135 236V237H134ZM120 237V238H118ZM123 238V242L121 243H117L119 241H122V238ZM132 237V238H131ZM130 238H131V243H130ZM129 239V243L127 242ZM135 242H134V240ZM251 239V240H250ZM261 239V240H260ZM259 240V241H257ZM263 240V241H262ZM125 241V242H124ZM141 243H140V242ZM256 241V242H255ZM127 242V243H126ZM139 242V243H138ZM123 243V244H122ZM126 243V244H124ZM253 243V244H252ZM128 244V245H127ZM130 244H132L130 246ZM116 245H120V246H117L119 248H116ZM2 246V247H1ZM115 246V247H114ZM124 247V248H123ZM160 247H163L162 245H160ZM239 246L236 247V249L238 248ZM4 248V249H3ZM130 248V249H129ZM134 248V249H133ZM253 248H256L255 250ZM235 249L234 247V251L237 252V250ZM251 249V250H250ZM262 249V250H261ZM163 250V249H161ZM262 252H261V251ZM138 251V252H136ZM259 252L260 254H258L257 252ZM144 252V253H143ZM256 253V254H255ZM258 254V255H257ZM255 256V257H254ZM258 256V257H257ZM242 259V260H240ZM257 259V260H256ZM2 261V262H1ZM240 261V262H239ZM242 261V262H241ZM257 262V263H256ZM226 264V263H224Z\"/></svg>", "mask_w": 264, "mask_h": 264}]
</instances>
